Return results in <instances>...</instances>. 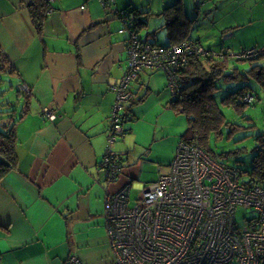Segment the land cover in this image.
I'll return each mask as SVG.
<instances>
[{
	"label": "crops",
	"instance_id": "1",
	"mask_svg": "<svg viewBox=\"0 0 264 264\" xmlns=\"http://www.w3.org/2000/svg\"><path fill=\"white\" fill-rule=\"evenodd\" d=\"M49 1L52 8L37 30L32 0H0V52L12 69L8 95L17 98L16 111L25 99L29 110L15 128L13 166L0 178V264H68L71 256L84 264H108L107 201L129 186L131 207L144 186L169 173L187 120L171 110L164 74L146 71L131 85L133 121L109 145L113 86L128 62L121 15L131 4L154 17L144 6L151 0H108L107 6L103 0ZM160 4L159 20L147 19L142 39L167 46L166 21L176 18L205 49L196 22L211 20L217 45L206 51L227 52V65L236 68L247 62L234 57L244 50L257 49V62L264 59V0ZM171 4L178 11L165 13ZM44 109H52L55 120L45 118ZM107 147L123 158L116 181L107 179L102 165ZM145 165L156 170L153 181H141Z\"/></svg>",
	"mask_w": 264,
	"mask_h": 264
},
{
	"label": "built area",
	"instance_id": "2",
	"mask_svg": "<svg viewBox=\"0 0 264 264\" xmlns=\"http://www.w3.org/2000/svg\"><path fill=\"white\" fill-rule=\"evenodd\" d=\"M125 31L128 62L113 86L116 99L107 130L109 145L123 131L121 122L132 102L129 87L138 74L162 72L166 87L174 94L178 87L176 69L191 55L208 54L189 40L162 47L141 40L127 28L120 33ZM259 53L250 49L234 57L249 60ZM241 100L250 102L251 98ZM43 116L55 120L52 109H44ZM102 165L109 181L121 175L120 156L110 147ZM244 175L180 140L169 173L144 186L133 206H128L129 186L107 201L108 264H264V184L249 183ZM238 208L253 214L242 227L235 219ZM67 263L84 264L76 256Z\"/></svg>",
	"mask_w": 264,
	"mask_h": 264
},
{
	"label": "trees",
	"instance_id": "3",
	"mask_svg": "<svg viewBox=\"0 0 264 264\" xmlns=\"http://www.w3.org/2000/svg\"><path fill=\"white\" fill-rule=\"evenodd\" d=\"M103 2L106 6L109 5L108 0H103ZM176 6V4H171L164 9V12L169 13L171 10L177 12ZM51 8L49 0H32L29 11L33 24L37 30H40L42 21ZM164 12L162 14H164ZM148 16V10L139 11L136 7L129 4L123 10L121 19L124 21L128 31L134 32L141 40L148 42L139 35L140 30L147 26ZM170 21L171 20H169V22L166 21V26L168 25V28L171 29H169L170 36L167 46L178 45L185 40H189L202 47L196 40L189 38L187 27L185 28L184 24L182 25L179 19L173 18L172 21L174 22L172 24ZM153 44L156 45L154 42ZM205 52L208 54L203 57L189 56L187 63L175 71L178 87L174 94L171 93L172 99L170 108L175 114L182 115L187 120V130L181 140L202 149L215 161L240 170L243 174L248 176L247 181L249 183L263 185V133L256 137V145L253 149L250 171H243L239 166L235 167L228 165L227 161L233 155L234 158H236L237 155L235 154H237V150L231 153L222 152L220 155H216L209 146L210 137L221 135L223 127L227 128L228 134L237 130L234 124L226 122L225 115L220 108V103L217 102L216 94L221 91L222 86H226L228 89L231 85L237 84V88L230 90L232 92L228 90L227 94L221 97L220 101L221 104L230 106L237 111L243 110V108L255 103L252 94L254 91L250 85L251 81L259 83L261 89L264 91V66H260L257 62L262 52L249 60H245L250 64L248 71H241L236 67L227 65V52L220 53V56L215 55L212 51L205 50ZM11 73L12 69L11 66H9V61L0 52V86L2 85L3 87V85L9 84L7 76ZM141 73L138 74V77ZM131 85L129 89L132 93L133 100L134 94ZM8 91L9 89L0 90V156L3 157L10 166L8 168L0 166V178L13 166L15 160V128L17 123L26 116L29 111L26 104L27 99H25L21 111L17 113L16 106L12 102V99L8 95L5 97ZM244 97H250L251 101H242L241 99ZM126 112L125 119L121 122V124H123V131L119 136H123L126 133L124 125L133 121L129 106L126 108ZM120 164L123 165V158L121 156Z\"/></svg>",
	"mask_w": 264,
	"mask_h": 264
},
{
	"label": "rangeland",
	"instance_id": "4",
	"mask_svg": "<svg viewBox=\"0 0 264 264\" xmlns=\"http://www.w3.org/2000/svg\"><path fill=\"white\" fill-rule=\"evenodd\" d=\"M160 2L161 0H151V2L147 3L146 1H144V6L147 5L145 8H148L150 10V13L154 15V17L148 16V21L150 22V24L159 20V11L162 9L163 5L160 4ZM203 22L204 19H201L200 21L196 22V25L198 26L199 30V37H201L202 45L205 49H212L211 47L214 48L217 45L214 42L213 38L214 31L217 29H214L213 31V27L211 26V20L207 21L208 24L205 25H203ZM147 32V29L140 30L142 36H145ZM156 33L158 36L163 37L160 38V41L162 42L164 39V34H162L160 30H158ZM258 64L260 66H264V59L259 60ZM235 66H237V68L241 71H248V69L250 68V64L248 62L235 63ZM250 85L254 91L252 94L254 96L255 103L243 108V110L240 111H237L236 109L231 108L230 106L221 104L220 102L221 97L225 96L228 90L229 92H232L230 90H234L237 88V84L231 85L228 89L226 86H222L221 91L216 94L217 102L220 103V108L225 115L226 122L234 124L237 130L228 134L227 128L223 127L221 135H218L217 137L211 136L209 139V146L216 155H220L222 152L231 153L237 150V154H235L237 155L236 158H234L233 155L227 161V163L230 166H239L241 169H243V171H250L253 149L256 145V137L262 133L264 134V91L261 89V85L256 81H251ZM2 89H9V84H5L3 85V87L1 85L0 90ZM15 92L16 90L13 91L12 94L14 95ZM7 95L8 94L6 93L5 97ZM12 102L16 104L17 98L13 97ZM21 109L22 107H17L18 111L16 112L19 113ZM157 177L158 174L156 170H153L150 165H145L141 181L144 182L145 180H147V182H150L156 179ZM244 178H248V176L245 174ZM132 195L135 196V198L137 199L139 193L137 190H132ZM252 215L253 214L248 210L238 208L235 214L237 226L242 227L244 224V220L250 219Z\"/></svg>",
	"mask_w": 264,
	"mask_h": 264
},
{
	"label": "water",
	"instance_id": "5",
	"mask_svg": "<svg viewBox=\"0 0 264 264\" xmlns=\"http://www.w3.org/2000/svg\"><path fill=\"white\" fill-rule=\"evenodd\" d=\"M0 166L8 168L10 165L8 164V162L3 157L0 156Z\"/></svg>",
	"mask_w": 264,
	"mask_h": 264
}]
</instances>
